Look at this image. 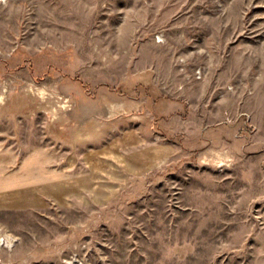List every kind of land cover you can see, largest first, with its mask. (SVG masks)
<instances>
[{
  "label": "rangeland",
  "instance_id": "374dc122",
  "mask_svg": "<svg viewBox=\"0 0 264 264\" xmlns=\"http://www.w3.org/2000/svg\"><path fill=\"white\" fill-rule=\"evenodd\" d=\"M0 264H264V0H0Z\"/></svg>",
  "mask_w": 264,
  "mask_h": 264
},
{
  "label": "crops",
  "instance_id": "0c3cea01",
  "mask_svg": "<svg viewBox=\"0 0 264 264\" xmlns=\"http://www.w3.org/2000/svg\"><path fill=\"white\" fill-rule=\"evenodd\" d=\"M94 154V153H93ZM93 154H88V155H86L85 156V158L86 157H88V158H90ZM90 160V161H89ZM99 160L100 159H85V161H87V163H88V169H86V174L84 175V177H82V181L85 183V184H88L87 182L89 181V179L91 178L90 176H91V174H93V173H95V172H97L98 170L99 171H101L100 170V168L98 167V165L100 164V162H99ZM84 161V162H85ZM74 168H75V163L73 162V163H70L69 164V166L66 168L67 170H74ZM61 171H64V170H62L61 169ZM71 173H73V172H70V173H67V174H71ZM69 181H73L74 183H75V178H71V179H68ZM68 182V181H67ZM72 182V184H74Z\"/></svg>",
  "mask_w": 264,
  "mask_h": 264
}]
</instances>
